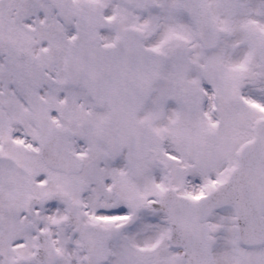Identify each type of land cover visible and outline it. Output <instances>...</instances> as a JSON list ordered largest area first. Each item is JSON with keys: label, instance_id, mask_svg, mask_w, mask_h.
I'll return each mask as SVG.
<instances>
[{"label": "snow or ice", "instance_id": "1", "mask_svg": "<svg viewBox=\"0 0 264 264\" xmlns=\"http://www.w3.org/2000/svg\"><path fill=\"white\" fill-rule=\"evenodd\" d=\"M0 264H264V0H0Z\"/></svg>", "mask_w": 264, "mask_h": 264}]
</instances>
